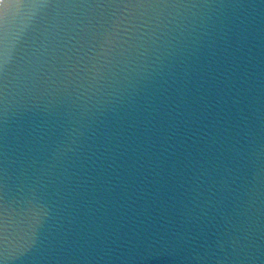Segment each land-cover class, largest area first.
Segmentation results:
<instances>
[{"label": "water", "instance_id": "obj_1", "mask_svg": "<svg viewBox=\"0 0 264 264\" xmlns=\"http://www.w3.org/2000/svg\"><path fill=\"white\" fill-rule=\"evenodd\" d=\"M0 264H264V0H0Z\"/></svg>", "mask_w": 264, "mask_h": 264}]
</instances>
